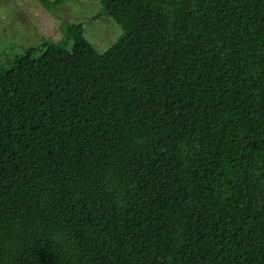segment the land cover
Here are the masks:
<instances>
[{
  "label": "trees",
  "instance_id": "1",
  "mask_svg": "<svg viewBox=\"0 0 264 264\" xmlns=\"http://www.w3.org/2000/svg\"><path fill=\"white\" fill-rule=\"evenodd\" d=\"M100 2L0 62V264H264V0Z\"/></svg>",
  "mask_w": 264,
  "mask_h": 264
},
{
  "label": "rangeland",
  "instance_id": "2",
  "mask_svg": "<svg viewBox=\"0 0 264 264\" xmlns=\"http://www.w3.org/2000/svg\"><path fill=\"white\" fill-rule=\"evenodd\" d=\"M54 1V0H51ZM101 10L100 0H62L46 8L39 0H0V62L6 64L25 52L62 41L71 49L73 42L62 29L64 21L84 23L87 38L99 52L107 50L123 33L111 17L95 19Z\"/></svg>",
  "mask_w": 264,
  "mask_h": 264
}]
</instances>
